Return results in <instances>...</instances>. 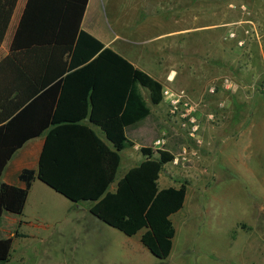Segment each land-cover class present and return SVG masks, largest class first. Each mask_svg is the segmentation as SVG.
<instances>
[{
	"label": "rangeland",
	"instance_id": "1",
	"mask_svg": "<svg viewBox=\"0 0 264 264\" xmlns=\"http://www.w3.org/2000/svg\"><path fill=\"white\" fill-rule=\"evenodd\" d=\"M225 2L224 14L205 11L176 20L131 16L123 0H114L103 18L108 32L145 43L150 74L157 68L151 48L159 46L178 75L176 84L190 88L165 89L169 95L159 106L144 89L153 113L130 136L149 148L153 159L129 146L121 152L117 175L119 180L143 162L144 170L153 172L159 151L178 161L163 165L158 180L161 189L188 184L185 206L172 217L176 237L170 257L153 256L141 242L143 231L129 237L104 224L97 240L107 230L106 243L77 237L71 223L63 233L58 226L22 236L6 218L18 215L4 213L0 238L14 240L6 264H264V23L259 33L217 25L242 15L253 19L256 4L263 8L264 22V0ZM121 38L116 47L127 44ZM183 91L187 97L173 104Z\"/></svg>",
	"mask_w": 264,
	"mask_h": 264
},
{
	"label": "trees",
	"instance_id": "2",
	"mask_svg": "<svg viewBox=\"0 0 264 264\" xmlns=\"http://www.w3.org/2000/svg\"><path fill=\"white\" fill-rule=\"evenodd\" d=\"M16 1L7 0L1 6L5 15L0 16V47ZM88 1L29 0L12 45L15 51L32 28L33 43L45 47V57L49 54V73L40 85L45 91L31 105L47 100L49 125L54 126L38 175L68 200L89 202L91 214L106 225L129 237L143 231L142 244L153 256L165 260L176 237L172 217L184 208L188 193L187 182L159 187L160 171L174 155L159 151L153 172H146L143 162L117 180L121 152L132 146L127 129L152 115L143 90L151 104L159 106L164 101V87L82 29ZM26 113L24 109L7 127L0 128V181L24 143L48 129V122L38 131L14 129ZM86 121L100 128L109 144ZM141 152L147 160L153 159L149 148L143 146ZM35 177L36 172L27 169L20 175L25 187L0 183V219L4 213L23 214ZM114 183L116 189L111 191ZM13 241L0 238V264L10 262Z\"/></svg>",
	"mask_w": 264,
	"mask_h": 264
},
{
	"label": "crops",
	"instance_id": "3",
	"mask_svg": "<svg viewBox=\"0 0 264 264\" xmlns=\"http://www.w3.org/2000/svg\"><path fill=\"white\" fill-rule=\"evenodd\" d=\"M28 1L29 0L16 1V6L14 8L5 38L0 47V128L7 127L14 118L19 116L24 109H27L26 115L21 118V120L16 122L14 129L23 130L27 128L32 131H38L45 126V122H48V129L43 131L40 135H38V137L26 141L23 147H21L14 154L4 170L0 183L22 188L25 187V183L20 179L21 173L27 169L34 170L36 172V177L32 182L23 214L18 215V217L8 215L6 218L11 223L17 224L19 228L18 232L22 236L36 235L35 232L39 233V231H45L50 228H58V226H60L59 233H63L68 230L66 227L68 228L71 223H74L75 230L72 231L76 233L77 237L82 235L92 241H105L107 243L109 241V232L107 230L106 234L102 236V240H97L101 235L100 233L104 231V228H102L101 225H104L105 223L91 214V204L89 202L76 204L68 200L45 183L38 175L44 148L54 126L49 125L50 109L47 100L38 102L35 106L31 105L34 104V101L37 100L45 91L40 88V85L47 79L46 76L49 73V54L45 57V47L40 45L38 46L33 43V35L31 34L33 31L32 28L29 29L28 34L21 38L17 49L12 51V45ZM113 1L114 0H89L82 21V29L100 40L106 47H109L121 54L136 68L149 73V67H147L148 62H145L144 60L148 58V54L145 52V43L133 44L132 41L125 40L126 37L124 38L122 36L121 38L120 34H114L107 31L108 26L103 18L108 14L107 11L113 7ZM123 1L125 3L124 6L129 12L128 14L131 16H159L175 18L176 20H178L179 17H184L188 14L198 16L200 12L203 13L205 11L209 14H213L214 16L221 15L224 14L223 11H225L226 4L225 0ZM4 4H7V0H0V16L5 15L4 9H1V6ZM252 6L253 9L258 11L253 19H246L242 15L232 22H226V20H223L217 25L222 27L238 26L241 29H252L257 33L262 32L264 22L261 17V11H263V8L259 4ZM229 8L234 9L235 5L230 3ZM231 34L234 33L231 32ZM120 38L127 44L122 46L117 45L116 47V43ZM150 40H155V37ZM240 40L241 39H239L238 42H240ZM153 42L155 43L156 41ZM151 49L156 51L155 54L157 57L155 56L152 58L155 59L154 64L157 68L152 69L155 75L149 74L162 83L164 90L186 88L190 91V88L188 89L186 85L176 84L178 75H175L174 68L170 67V65L166 63V60H169L168 54L164 53V51L162 54L159 46L152 47ZM200 64L202 65H200L202 73L206 74V60ZM191 90L194 92V89ZM18 105L20 106L18 107ZM84 123L89 125L102 139V141L109 144L106 140L105 134L100 128L89 124L87 121ZM137 125L134 127H137ZM134 127L128 128L126 134L129 141L132 143L133 148L139 149L142 148L143 145L139 143L138 139H134L130 136V130ZM17 142L18 141H15V143ZM124 151L122 152L124 153ZM114 184L117 185L116 183ZM111 189V191H115L116 186ZM3 218L4 215L0 221Z\"/></svg>",
	"mask_w": 264,
	"mask_h": 264
},
{
	"label": "built area",
	"instance_id": "4",
	"mask_svg": "<svg viewBox=\"0 0 264 264\" xmlns=\"http://www.w3.org/2000/svg\"><path fill=\"white\" fill-rule=\"evenodd\" d=\"M166 95H169V92L168 91H164V96H166ZM178 97L175 99V98H173L172 99V103L173 104H177L178 102H180L183 98H186L187 96H186V93L183 91V92H181L180 94H178L177 95ZM157 143L159 144V143H161V140H158L157 141ZM174 163H178V161L175 159L174 160Z\"/></svg>",
	"mask_w": 264,
	"mask_h": 264
}]
</instances>
